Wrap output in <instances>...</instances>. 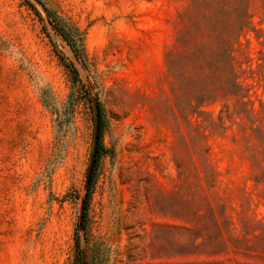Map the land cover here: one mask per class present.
Wrapping results in <instances>:
<instances>
[{
    "label": "rangeland",
    "instance_id": "1",
    "mask_svg": "<svg viewBox=\"0 0 264 264\" xmlns=\"http://www.w3.org/2000/svg\"><path fill=\"white\" fill-rule=\"evenodd\" d=\"M0 264H264V0H0Z\"/></svg>",
    "mask_w": 264,
    "mask_h": 264
},
{
    "label": "trees",
    "instance_id": "2",
    "mask_svg": "<svg viewBox=\"0 0 264 264\" xmlns=\"http://www.w3.org/2000/svg\"><path fill=\"white\" fill-rule=\"evenodd\" d=\"M239 30L243 31L244 29H243V27H241V28H239ZM221 65H222V68L224 70L223 91L227 95H233L234 93H232V90L234 88H236V79L234 77V72L232 69L231 53L226 47L222 50ZM97 160H98V158H97ZM97 160H96V163H97Z\"/></svg>",
    "mask_w": 264,
    "mask_h": 264
},
{
    "label": "water",
    "instance_id": "3",
    "mask_svg": "<svg viewBox=\"0 0 264 264\" xmlns=\"http://www.w3.org/2000/svg\"><path fill=\"white\" fill-rule=\"evenodd\" d=\"M98 135H99V121H98V109H97V113H96V126H95V145L93 148V155H92V159H91V163H90V168H89V172H88V177H87V183H90V180L92 178V174H93V170H94V165L96 162V155H97V141H98Z\"/></svg>",
    "mask_w": 264,
    "mask_h": 264
}]
</instances>
